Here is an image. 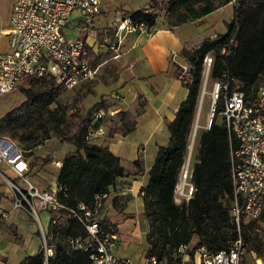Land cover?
Wrapping results in <instances>:
<instances>
[{"label":"trees","instance_id":"16d2710c","mask_svg":"<svg viewBox=\"0 0 264 264\" xmlns=\"http://www.w3.org/2000/svg\"><path fill=\"white\" fill-rule=\"evenodd\" d=\"M231 2L234 3L233 19L226 24L225 34L214 40H204L197 49H183L180 52L189 66L190 81L182 83L187 95L180 103L174 120L167 125L168 144L158 148L147 173V184L140 190L142 215L148 223L145 259L166 258L172 261L175 251L194 238L197 247L206 248L212 253L226 250L231 243L240 239L247 255L254 253L264 258V213L258 220L242 222L239 232L230 216L232 183L229 139L221 124L213 121L198 138L196 161L189 173V182L194 189L192 198L181 205L174 200L195 120L202 85L203 59L207 55L213 58L210 73L213 81L220 80L226 73L238 80L246 90L264 83V0H150L146 7L132 13L130 18L133 22L144 23L152 31L158 14L162 13L167 29L171 30L197 21ZM232 37L235 45L230 43ZM223 49L225 55L221 54ZM24 83L29 86L26 97L34 105L51 104L59 90L50 79L25 80ZM100 109L102 101L87 111L75 134L59 140L60 144L67 143L75 148L74 152L63 158L56 176L57 186L66 195L60 198L70 206H92L96 196L109 193L116 181L126 174L121 159L112 154L107 146L85 141L92 117ZM140 114L139 111L134 117H129L125 112L119 114L122 136L135 131ZM2 121L10 122L7 115ZM119 131L114 130L109 138ZM25 150L30 151V148ZM51 159V154L35 158L29 164V170L38 166L41 168ZM134 166L142 172L139 161H135ZM101 223L107 226L106 220L103 219ZM107 230L116 234L112 227ZM37 235L40 237L39 232ZM77 236L84 237V229L76 221L62 217L45 233V243L52 250V256L46 260L44 250L40 249L37 254L23 258L18 264H91L86 254L68 249L67 238ZM175 264H179V261Z\"/></svg>","mask_w":264,"mask_h":264},{"label":"built area","instance_id":"2783aa9c","mask_svg":"<svg viewBox=\"0 0 264 264\" xmlns=\"http://www.w3.org/2000/svg\"><path fill=\"white\" fill-rule=\"evenodd\" d=\"M73 14L78 15V38L70 40L65 32ZM100 0H13L10 28L7 33L8 51L0 54V97L10 94L25 80L50 79L54 85L71 91L95 80L101 64L99 57L113 54L117 58L126 35H148L151 30L144 23L133 22L130 15L115 12L110 26L99 30ZM230 43L235 45L233 37ZM222 55L226 54L223 49ZM213 58L207 55L202 64V85L194 120L195 136L200 129L201 108L209 96L208 130L213 121L221 124L229 139V167L232 183L230 216L240 230L242 222L255 221L264 213V83L246 90L242 84L226 73L220 80L210 77ZM177 79L189 83V66L179 65ZM210 82V90L207 91ZM218 110V111H217ZM104 110L94 113L85 141L92 144L105 135L101 124ZM219 121V122H218ZM59 167L60 163L55 162ZM0 179L16 194L10 205L14 210L28 209L38 226L43 240L45 259L52 256L47 248L40 221V213L51 215L49 225L60 218L76 221L85 232L84 237H69V250L84 253L91 264H132L130 259L116 255L118 237L102 225L101 214L109 193L96 196L92 206H70L61 200L64 190H40L30 181L29 165L23 151L10 139L0 136ZM12 174L13 181L3 174ZM183 172V170H182ZM189 172L181 173L174 192L177 205L187 203L194 189L189 182ZM188 180V181H187ZM180 181L182 183H180ZM130 192V189H127ZM240 239L226 250L215 253L195 243L180 246L172 256L145 259L144 264H250ZM252 264H264V258L249 255Z\"/></svg>","mask_w":264,"mask_h":264},{"label":"rangeland","instance_id":"374dc122","mask_svg":"<svg viewBox=\"0 0 264 264\" xmlns=\"http://www.w3.org/2000/svg\"><path fill=\"white\" fill-rule=\"evenodd\" d=\"M234 4V3H232ZM232 7L223 9L222 11L210 16L206 19L209 34H224L226 24H228L231 15ZM160 14H158V17ZM158 19V18H157ZM225 23V24H224ZM188 24V23H187ZM153 31V30H152ZM151 31V33H152ZM151 33L144 36H150ZM74 35L70 33L67 38L70 39ZM139 36V35H137ZM188 50V49H186ZM181 56V54H180ZM109 55L104 54L101 56V66L94 81L78 87L71 91L59 88L54 101L45 105V103L34 105L27 97L25 92L29 89L27 83L21 82L10 94L0 97V108L4 107V115L0 117V134L10 138L23 152L28 165L33 162L35 158H44L48 154L52 155L51 162L43 167L33 168L30 170V181L39 187L44 184L54 187L55 178L57 176V167L55 166L56 160L61 159L69 152L74 151V147L70 144H60L59 140L63 137H69L77 131L80 123L86 117L87 111L99 101H102V110L105 112V118L101 122L105 135L94 139L92 144L103 145L107 142L110 134L117 129L122 130L119 121V114L125 112L129 117H134L136 112H141L145 102L141 95H138L135 100H131L133 93L129 87L125 85V80L128 73H131V66H124L123 61L114 62L108 61ZM186 62L180 65H185ZM175 75L179 74L178 66L175 67ZM178 72V73H177ZM182 84V83H181ZM183 86V85H182ZM210 90V82L208 83L207 91ZM187 90L183 88L180 95L184 94ZM180 97V96H179ZM210 109L209 96L205 97L204 103L201 108L200 129H197L195 136L189 138V148L186 157L183 173L189 172L192 165L196 161L198 138L204 128L208 125V115ZM7 115V120L10 122H3L2 119ZM219 122V121H218ZM90 127V126H89ZM194 133V126L192 134ZM118 135L122 136L119 131ZM114 136V135H113ZM134 135H130L125 142L133 141ZM103 140V143L102 141ZM30 148V151H26ZM128 148L122 154V166L128 172H139L134 166L133 151L127 152ZM151 159H145L144 164L147 167ZM140 162V161H139ZM2 170V168H0ZM3 174L6 178L13 181L11 173L4 171ZM181 174V175H182ZM131 173H128L127 177ZM126 177V175L124 176ZM180 179L181 176H180ZM183 180V179H182ZM188 181V180H187ZM1 187L11 194L10 202L13 196L11 188L0 179ZM180 183H182L180 181ZM127 183L118 186L117 189L109 191V198L105 202V208L101 217L106 220L107 226L118 235V244L116 247V255L120 258L130 259L132 264H144L145 252L147 249L145 241V226L147 221L142 215L143 207L140 199L129 202V191L127 190ZM11 206V205H10ZM127 210L124 212V208ZM12 209V207H11ZM28 215V220H23L24 225L31 223L38 232V226L29 214L28 209L24 207ZM12 211H15L12 209ZM40 221L43 225H47L44 213H40ZM9 212L0 209V223L8 219ZM102 219V220H103ZM42 225L44 235L48 228ZM10 234L15 236V230L10 229ZM39 237V236H38ZM41 249L43 248V240L39 237ZM196 239H192L190 243H195ZM250 264L252 261L249 255H246Z\"/></svg>","mask_w":264,"mask_h":264},{"label":"crops","instance_id":"0c3cea01","mask_svg":"<svg viewBox=\"0 0 264 264\" xmlns=\"http://www.w3.org/2000/svg\"><path fill=\"white\" fill-rule=\"evenodd\" d=\"M149 1L100 0L101 15L97 21L99 30H104L110 26L113 13L119 11L131 15L146 7ZM159 1L168 2L169 0ZM232 3L215 10L213 13L197 21L180 25L171 30L167 29L163 14L161 13L150 36L126 35L118 52L119 57L113 58V54H108V61H116L118 63L123 61L124 66H131V73H128L125 85L133 93L131 100H135L138 95H141L145 102L141 114L137 118L133 133L125 137L115 134L105 144L99 145L107 146L109 151L121 160L127 146L128 150L130 149L129 151H133L132 161H140L141 163V173L128 172L125 169L126 177L117 180L114 188L110 189V191L117 189L118 186L126 182L127 187L130 189V193L127 195L130 197L127 206L131 201L136 199H140L142 202L140 190L147 184V173L154 162L157 150L159 147H166L169 141L167 125L174 120L180 103L186 98L187 91L180 95V91L184 87L177 79L174 71L175 67L183 63L180 52L183 49H197L204 40H214L218 37L219 34H209L207 32L208 25L205 23L206 19L223 9L228 7L233 8ZM12 4L13 0H0V54H5L8 51L7 33L10 28ZM232 19L233 11L228 23ZM78 21V15L73 14L65 32L66 38L70 33L74 35L70 40L79 37L76 31ZM98 61L101 66L105 64L101 63V57H99ZM3 115L4 107H1L0 117ZM130 135L135 136L133 141L125 142ZM96 139L98 140V138ZM101 141L103 143V140ZM145 159H151L147 167L144 164ZM61 161H58L60 165ZM59 167H57L58 170ZM128 173H131L129 178L127 177ZM1 185L2 183L0 182V209L8 211L9 217L0 223V264H18L23 258L39 252L41 249L40 240L37 230L31 223L28 225L23 224L25 218L28 220L27 213L24 210L12 211L10 206L11 194L4 190ZM55 186L56 178L54 187L46 184L43 187H37L40 190H44L47 188L54 189ZM126 210L127 207L123 211L125 212ZM44 217H46L47 225L45 226L43 222L41 223L48 228L51 215L44 213ZM10 229L15 230V236L10 234ZM147 229L148 223L145 226V234Z\"/></svg>","mask_w":264,"mask_h":264},{"label":"bare ground","instance_id":"6f19581e","mask_svg":"<svg viewBox=\"0 0 264 264\" xmlns=\"http://www.w3.org/2000/svg\"><path fill=\"white\" fill-rule=\"evenodd\" d=\"M189 148V147H188Z\"/></svg>","mask_w":264,"mask_h":264}]
</instances>
